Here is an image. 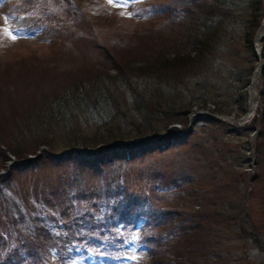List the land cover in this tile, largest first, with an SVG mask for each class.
<instances>
[{
  "label": "rangeland",
  "instance_id": "obj_1",
  "mask_svg": "<svg viewBox=\"0 0 264 264\" xmlns=\"http://www.w3.org/2000/svg\"><path fill=\"white\" fill-rule=\"evenodd\" d=\"M15 1L0 0V29L9 28L17 37L13 40L7 34L0 32V68L3 73L6 72L13 77L18 76V83L11 88L8 87V92L4 80H9V75L1 80L0 99L10 98V93L15 102L25 103L28 99L29 103H38V107L44 106L37 112L50 115L52 119L59 113L52 108V99L63 93L64 83L71 82L76 86L75 82L80 79V74L92 70V63L107 67L111 70V75H115L116 68L131 63L133 57L137 58L142 53L146 55L145 52L151 55L155 43L152 47L149 37L163 33L165 28L169 27L168 22H174L172 8L173 13H177L178 10H185L188 6L187 0H128L123 6H116L120 0H114V4L111 5L108 0H98V9H96L88 0H74L81 6L82 15L83 12L89 15L86 18L82 16L80 22L75 21V15L81 14V9L78 13L77 8L76 10L70 8V5L52 7L50 15L51 7L47 5L57 3L58 0H25L26 6L23 7L14 6ZM36 1L44 4L35 9L33 6ZM162 5H164L162 11L167 9L170 13L153 18L161 12L154 10L153 7L159 8ZM20 10L27 11L26 14L38 19L41 25L35 29L31 28L27 24L30 22L29 19L24 21L25 15L20 14ZM97 10L101 11L99 15ZM142 10H148L147 16L143 19L140 18L143 16L140 15ZM45 14L52 17L58 15L60 18H66L68 15L69 18L66 23L58 17L52 20L45 18ZM102 19L104 22L101 21ZM261 21L264 22V17ZM263 41L261 54L264 50ZM157 46L161 49L167 45L159 43ZM256 49L255 43V57L253 54L238 52L234 54V58L225 55L219 62L217 76L211 71L210 76L205 78L206 81H211L207 84L213 88L203 87L206 81L197 75L189 80L184 79L183 85L179 88L176 87V82L173 83L170 91L172 100L179 99L175 96L179 93L178 90H188L177 101L176 111L182 110L190 103L195 105L202 102L200 96L204 91L201 88H208L209 92L205 91L207 94L205 99L210 101L209 94L215 97L219 93L218 90L224 86L223 80H225L231 86L230 96L227 99L222 95L220 100H225L228 110H232L235 114V111L240 113V106L243 104L236 103V98L246 95L248 100L250 83L245 79L239 81L237 78L238 75H242L241 72L247 71L251 82L258 62L259 50ZM118 58L122 64L118 62ZM115 62L120 65L113 66ZM231 71H235L236 74L233 75ZM263 71L264 66L261 75ZM170 73L168 71V75L171 76ZM35 94L37 100L33 98ZM115 95L114 100L123 107L128 117L123 122L108 127L120 131L123 140L133 141L134 134L138 130L144 131L153 128L152 126L159 128L162 134L156 146L148 147V150L139 156L131 155L130 158L128 152L122 150L124 147L118 148L117 155H110L106 146L100 145L97 149L101 152V162H95L88 158L95 157L97 152H82L80 147L76 148L85 155L87 159L84 160L88 164L81 162L83 158H78L81 155L77 150L72 153L73 155L70 154L71 152L63 153L68 149L66 147H69L66 144L55 147L56 152H52L50 147L40 144L41 140L49 138L40 137L36 141L29 132L19 135L15 128L18 118L12 116L8 121L5 120L4 116L7 118L9 107L8 103H1L0 113L2 112L3 116L4 132L0 130V155L3 151L6 155L5 159L8 161L12 159L11 166L6 171L3 170L5 173L0 177L2 182L0 188L5 195L4 199L9 197L13 203L18 202L23 216L25 212H29L31 220L40 225L43 217L41 215L34 217L30 212V208L31 210L35 208L31 198H36L38 203L50 202L47 205L50 214H55L60 208V212L55 217L66 218L69 213L63 216L62 207L64 209L66 205L72 204V207L76 205L79 211H86L89 202L79 197L80 192L96 193V198L92 201L105 199L107 202L104 203H108L105 209L91 211L96 220H123L124 224L131 221L138 227L135 229L137 227L131 225L129 228L122 226L110 228L108 238H123L126 240V245L128 240L149 247L152 243L151 251L156 250L155 247L159 248L158 254L152 256L140 254L137 246L132 245L130 253H126L122 264H166V262L167 264H177V262L179 264H264V220L262 215L260 216L263 208L262 203H259L260 194L257 188L263 189L257 186L261 181L255 179L256 169L259 167L256 147L262 134L258 127L260 122L256 124L253 120L240 125L238 122L220 119L216 106L209 102L207 108H201L203 114L191 113L186 125L174 123L179 128H175V132L171 131L169 142L167 140L170 137L169 128L164 125L171 118L176 120L179 116H173L170 110L168 111L170 119L164 117V119L141 123L134 120L136 115L134 110L137 109L134 99L122 94L118 88L115 90ZM252 98L253 105L256 106L254 119L258 121L264 113V82L258 83ZM143 101L150 104L151 98L146 96ZM31 107L26 106L28 109L24 111L21 119L36 123L33 116H41L32 112ZM195 108L196 106L193 110ZM242 116L232 117L238 119ZM42 118L47 117L43 115ZM73 122L79 124V119L74 117ZM80 122L82 127L86 128L91 121L86 118L81 119ZM91 129L93 130V127H89L90 131ZM188 130L190 133H183ZM49 131L54 133L53 130L49 129ZM90 134L94 133L90 132ZM2 137L4 144L1 142ZM66 137L67 134L59 135L61 141L66 140ZM81 145L92 149L91 151L96 148L93 145L91 147L88 141L80 143ZM16 151L17 154L27 157L17 159L14 156ZM35 156L36 159L26 162ZM108 157H113L114 160L102 161L109 160ZM15 161L18 162L15 164ZM254 189L256 192L253 191ZM194 195L204 196L203 200L195 202ZM58 199L61 207H56L54 204L59 201ZM64 200L67 204H64ZM9 207L8 203H0V219L3 222L4 210ZM245 209L247 213L242 214ZM215 210H221L222 214L214 213ZM249 213H252L253 220H251L252 215L247 216ZM207 214H211V217H206ZM201 215L206 218H202ZM193 216H197L200 223L187 222L188 218L193 219ZM200 227L207 230L204 236L206 239L209 238L208 243L215 242L214 246L200 250L196 255H192L190 260L185 258L176 260L175 254L178 249L176 247L172 250L174 242L183 236L184 230L193 232ZM50 253L54 261L62 262L58 254ZM62 256L64 260L61 264H73V262L99 264V260L93 255L84 256L82 252H78L70 262L67 252Z\"/></svg>",
  "mask_w": 264,
  "mask_h": 264
},
{
  "label": "trees",
  "instance_id": "obj_2",
  "mask_svg": "<svg viewBox=\"0 0 264 264\" xmlns=\"http://www.w3.org/2000/svg\"><path fill=\"white\" fill-rule=\"evenodd\" d=\"M88 1L94 8L98 9V0ZM43 4V2L36 1L33 7L37 9ZM187 4L188 6L185 10L180 9L177 13H173L174 9L172 8V16L175 18L174 22H168L167 26L169 27H166L163 33L158 34L157 36L149 37L152 47L155 43L151 55L147 52H145L146 55H144L141 52L142 55L139 54L137 58L133 57L131 63L121 65L122 68H116L117 73L115 75H111V70L107 67L92 63V70L80 74V79L75 82L77 83L76 86H73L71 82L64 83L62 86L63 93L52 99V108L59 112L54 115V119H52L50 115L48 116L37 112L44 106L38 107V103H29L30 100L28 99L27 101L25 100L26 104L22 103V101L15 102V100L11 97V93L10 98L0 99V105L1 103H8L9 107V113H6L7 118L4 116V119L8 121L12 116L13 118H18L15 123V128L19 132V135L29 132L36 141L40 139V137H45L46 139L49 138L47 140H41L40 144L50 147L52 152H56L55 147L66 144L69 146L66 147L68 149L75 147V149L72 150L71 155L76 152L75 150H77L76 148L78 147H80L82 152H98L95 157L88 159H93L95 162H101V152L97 149L100 148V145H104L106 148H109L107 149V152L110 153V155H113L116 154L118 148L122 147L119 145L117 147H112L118 140H122L126 144L132 143L133 145L128 148H122L123 151L128 152V157L130 158L131 155L139 156L143 152L147 151L148 147L152 148L158 144L157 141H154L144 146L136 142H142L147 138L160 137L162 134L160 133L159 128L152 126L153 128L150 127L144 131L138 130L134 134L135 140L131 141L123 140L120 136V131L110 129L114 124L121 123L128 117L123 107L118 105L113 98L117 88L121 90L122 94H127L130 98L134 99L137 105V109L134 110L136 114L134 120L141 123H148L154 119H164V117L170 119L171 116L168 111L172 110V115L179 116V118L176 120L174 119L175 121L171 118L167 121L164 127L169 128L177 122L186 125L188 117L194 111L193 108L195 106L207 108L208 106L206 105L209 102L216 106V111L219 112L220 115H234V117L244 115L248 109V100L246 99V95H241L236 98V103L240 102V105L243 104V106H240V113L235 111L236 114L232 110L227 109L225 100H220L222 95L226 96L227 99H229L230 96L231 86L230 84H227L225 80H223L224 86L219 89V93L215 95L216 98L209 94L210 101H207V99H205V96L207 95L205 94V91L209 92V90L208 88H201V90L204 91L200 96L202 97L201 100L203 103H195V105L190 103L189 105H185L182 110L179 111H176V107H178L177 101L181 99L186 92H188V90H178L179 93L175 94V96L179 98L178 100L177 98L176 100H174L175 98L172 100V93H170V91L172 90L173 83L176 82V87L179 88L180 85H183L184 79L189 80L191 77H195L196 75L197 77L204 78V81H206V77L210 76L211 71H214L213 75L217 76L218 69L220 67L219 62L224 59L225 55L234 58V54H237L238 52L239 54H253L255 57V37L261 28V19L264 17V0H187ZM67 5H70V8H75V10L77 8L76 11L78 13H80L79 11L81 9V14L75 15V21L81 22L82 16L83 18L89 16L86 12H83L82 15L81 6L74 0H58L57 3H52L51 5L48 4L47 7H51L49 14H52V7L58 6L60 8L61 6L67 7ZM162 7H164V5L159 8H157V6L153 7L154 10H161V12H158V14L153 18L158 15L163 17L164 15L170 13L167 9L166 11H162ZM149 12L151 14L153 13L152 11ZM100 13L101 11L97 10V14L99 15ZM146 14H148V10H142L140 15L143 16L140 18L143 19L147 16ZM50 15L45 14V18L50 20L57 17L60 18L58 15H55L54 17ZM68 18L69 16L67 15L66 18L63 17L60 18V20H64L67 23ZM101 21L104 22V19ZM28 24L34 29L41 25L38 21H32ZM159 43L167 46L160 49L157 46ZM117 60L120 64H122L119 58ZM119 63L117 64L115 62V65L113 66L120 65ZM168 71L171 72V76L168 75ZM231 73H233V75L236 74L235 71H231ZM241 73L242 75H238L237 79L239 81H243L245 79V81H249L250 83V74H248L247 71H243ZM8 75L9 74L6 72L3 73L0 68V81L4 80ZM262 78V82H264V71ZM8 79L9 80H4V85L9 92L8 87L11 88L12 85L18 83V76L13 77L9 75ZM200 81L202 82V80ZM207 83H211V81L204 82L203 87L213 88ZM242 85L246 87L244 84ZM146 96L151 98L150 104H148L147 101H143ZM33 98L37 100L36 94ZM29 105L32 106L30 109L33 108L32 112L36 115L41 117L45 115L47 118L41 119V117L33 116L36 123H33V121L31 122V120L29 122L21 119L22 115L25 113L24 111L28 109L26 106L29 107ZM227 105L230 106V104ZM1 114L2 112L0 113V130L3 133V116ZM30 114L31 111L29 112V115ZM25 116L28 115L25 114ZM74 117L79 119V124L73 122ZM80 118L82 120L87 118L91 121L88 126L93 127V130L91 129L92 131H90L88 126L83 128ZM254 122L256 124L260 122L258 127L262 132L260 141L256 147L257 164L259 167L256 169L257 174L255 179L261 181L260 185H256L263 189L261 190L257 188L260 194L259 203H262L263 208L260 216L262 215L264 220V113L261 119L258 121L254 119ZM49 129L53 130L54 133H50ZM80 130L83 131L80 132ZM175 131L176 130L174 129L173 132ZM56 132L59 134H55ZM90 132H93L94 134L91 135ZM85 133L88 135H85ZM63 134H67V137L66 140L61 141V139H59V135ZM3 140L4 138L2 137V143ZM87 141L90 142L91 147L92 145L96 147L93 148L94 151L86 148V146H80V143H86ZM14 151L15 150H13V152ZM1 153L0 167L2 166V168L0 170H6L8 160L5 159V152L3 153V151H1ZM78 153L81 155L78 156V158H83L81 162L83 164H88L84 160L87 159L85 155L80 152ZM116 155L114 156L118 157ZM14 156L17 159L27 157L17 154V151ZM108 159L109 160L105 159L102 161L108 162L114 160L113 157H108ZM255 179H253V182H255ZM212 182L215 181L212 180ZM0 184H2V182H0ZM253 191L256 192V189ZM4 196L5 195L2 194L3 199ZM80 197L87 199L89 204L91 203L90 205L94 208V210L105 209V206L108 205V203H104L107 202L106 200L104 202L101 200L92 201L96 198V193L84 191L80 192ZM193 197L196 202L199 200L202 201L204 196L194 195ZM31 199L37 203L36 198ZM5 201L10 206L6 210V213H9L8 216H11L12 218L10 220L4 212L5 221L3 222L0 219V230H5V232L13 238L14 236L20 237V241H26V245L29 248L32 247L34 249L37 245H44L43 243L45 242L44 240H46V232L38 229L37 224L31 220L29 212H25V216H23L24 214L22 213V209H20L18 202L13 203L12 199L9 197H7ZM42 202L43 203L40 204L43 205H45V203H50L45 201ZM58 202L59 203H57V205L61 204L60 200ZM36 211L37 215H40L43 210L41 208H37ZM220 211L221 210H215L214 213L218 215L222 214ZM246 213L247 209L242 211V214ZM33 214L35 215L36 213L33 212ZM248 215H252V213L247 214V216ZM201 217L210 218L211 214H207L206 217L201 215ZM95 218L94 213L88 215V211H85L84 213H79L74 221L66 220L61 221V223H63L64 229L71 233V237L76 238L85 232V227H89L92 224V220ZM199 220L197 216H193V219L188 218L187 222H199ZM251 220H253V215ZM81 227L82 231L75 236L74 234H76ZM160 231L163 232V230ZM206 231L207 230L203 227L197 228L193 232L184 230L182 234L183 236L178 238L177 241L174 242L175 244L172 245V250L176 247L178 249L175 254L176 260L183 258L190 260L191 256L196 255L200 250L213 247L215 242L208 243L209 238L206 239L204 236ZM76 239L79 242H82L83 239H88L90 244H92L91 241L98 238L94 237L91 231H87L82 238L79 237ZM7 248L9 249V246L6 247V250ZM155 249L156 250H154L152 256L158 254L157 250L159 248L155 247ZM177 264H179V262H177Z\"/></svg>",
  "mask_w": 264,
  "mask_h": 264
},
{
  "label": "water",
  "instance_id": "obj_3",
  "mask_svg": "<svg viewBox=\"0 0 264 264\" xmlns=\"http://www.w3.org/2000/svg\"><path fill=\"white\" fill-rule=\"evenodd\" d=\"M264 38V23L262 25V30L260 31V33L257 35L256 39L257 42L259 44V62L257 63L256 69L253 73V77L251 80V84L249 87V109L248 112L245 116H243L242 118H240L239 120H237L238 123L243 124L246 123L251 116H253L254 112H253V98H252V94L254 91V88L257 85L258 79L260 78V73L263 67V57H262V49H263V45H262V39ZM229 120L235 121V119L233 117H229Z\"/></svg>",
  "mask_w": 264,
  "mask_h": 264
},
{
  "label": "snow or ice",
  "instance_id": "obj_4",
  "mask_svg": "<svg viewBox=\"0 0 264 264\" xmlns=\"http://www.w3.org/2000/svg\"><path fill=\"white\" fill-rule=\"evenodd\" d=\"M128 2V0H120V3L119 4H116V6H123V5H126ZM108 3L111 5V4H114V0H108ZM0 32H3L5 34H7L8 36L11 37V39L15 40L17 39V37L15 35H13V33L10 31L9 28H2L0 29ZM73 264H77V262H73Z\"/></svg>",
  "mask_w": 264,
  "mask_h": 264
}]
</instances>
